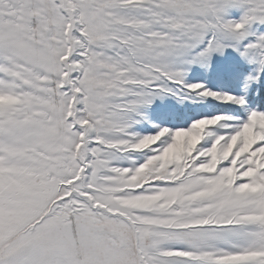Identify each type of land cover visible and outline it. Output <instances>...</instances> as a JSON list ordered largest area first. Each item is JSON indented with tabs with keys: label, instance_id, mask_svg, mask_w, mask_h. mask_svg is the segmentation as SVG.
I'll use <instances>...</instances> for the list:
<instances>
[{
	"label": "snow or ice",
	"instance_id": "1",
	"mask_svg": "<svg viewBox=\"0 0 264 264\" xmlns=\"http://www.w3.org/2000/svg\"><path fill=\"white\" fill-rule=\"evenodd\" d=\"M0 264H264V0H0Z\"/></svg>",
	"mask_w": 264,
	"mask_h": 264
}]
</instances>
